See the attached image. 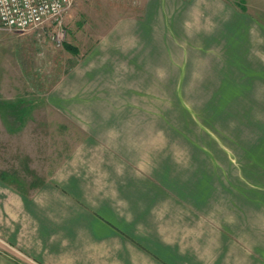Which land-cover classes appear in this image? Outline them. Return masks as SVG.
<instances>
[{
  "label": "crops",
  "instance_id": "1",
  "mask_svg": "<svg viewBox=\"0 0 264 264\" xmlns=\"http://www.w3.org/2000/svg\"><path fill=\"white\" fill-rule=\"evenodd\" d=\"M144 4L141 16L113 24L80 61L78 94H63L54 83L44 97L24 94L17 72L0 81V134L6 136L28 131L39 101L66 116L73 113L65 103L88 104L77 116L84 118L78 146L61 166L29 179L0 170V214L9 218L1 234L39 264H264V102L253 97L264 66L251 57L255 46L264 52L262 20L231 0ZM199 22L216 28L208 33ZM183 23H194L187 27L194 41L217 48L219 56L203 74L192 55L185 65L169 63L158 100L173 106L154 127L162 141L151 145L148 115L131 110L129 97L114 109V78L119 84L151 79L155 61L167 66L174 37L188 35ZM131 93L138 98V89L121 87V95ZM169 118L180 122L168 124ZM245 128L255 136L239 140L238 159L211 135L241 136ZM0 262L16 264L1 255Z\"/></svg>",
  "mask_w": 264,
  "mask_h": 264
},
{
  "label": "rangeland",
  "instance_id": "2",
  "mask_svg": "<svg viewBox=\"0 0 264 264\" xmlns=\"http://www.w3.org/2000/svg\"><path fill=\"white\" fill-rule=\"evenodd\" d=\"M231 1L236 7H239L237 2L241 3L248 13H252L255 17L261 19L262 22L260 24L264 26V0ZM144 3H146V0H73L71 6L62 17L61 23L65 29V35L60 45H57L50 38V34L56 25L53 21H49L41 27L25 31L1 27V83L4 81L3 78H17L19 75L14 74L17 72L21 73L20 76L24 79L22 87L24 94L32 93L33 95L36 94L44 97L43 94L51 89L53 83L57 84L55 89H60V92L63 94H78L83 88L78 76L80 61L84 59L87 52L98 43L113 24L116 25L119 20L125 19L128 16H141L146 6ZM190 25L194 26V23L186 25L183 23V27L188 35L181 31L178 36L179 38L173 36L174 44H169L170 50L172 47V52L168 50V55H166L167 66H163L161 60L155 61L154 70L151 69V72L155 75L153 74L152 78H149L147 82L142 80V76H137L134 79L131 78L128 82L121 84L114 78V109L116 111L122 109L121 105L125 102V98L129 97L126 104L131 110L143 111L144 115L142 116L144 118L148 115L149 122L147 121L145 124L151 129V134L148 138L151 145L162 141L161 133L155 132L154 127H157V119L164 112V108L170 109L173 106L172 101L165 103L158 100V98L162 99L164 97V88L161 82L164 75L166 76L168 73L169 63L176 61L180 65H185L187 60L190 62L192 55L194 58L193 62L201 67L203 74L207 70V67H210L212 63H216L217 56H219L215 54L217 48L203 47L204 43L194 41L192 37L195 36H191V28H187ZM198 25L203 27L208 33L213 32L216 28L215 22H199ZM252 31L254 35L253 40L256 39L258 41L260 36L256 34V29ZM192 48L196 49L199 53L198 56ZM253 56L256 59L259 58L263 62L262 66H264V52H261L256 46L253 48V53H251V57ZM214 57L216 59H213ZM18 65H20L21 69L15 71L14 67H18ZM73 70H76L74 72L77 74L76 78H73L71 83L63 86V79L68 76L70 71L73 72ZM144 82L145 85H143ZM121 87H134L138 89L139 99L134 98L135 95L133 93L127 96L121 95ZM253 89L255 92L253 97L262 99L264 102V82H259L257 85L254 84ZM182 96L184 99L187 98L184 92ZM39 102L38 113L40 114L27 128L28 131L26 133L23 135L12 134L7 136L0 134V170H16L27 179L33 176L46 175L48 170L61 166L59 164L62 162L63 157L78 146L80 132L76 129L78 128L79 120L83 121L84 118H77V116L80 110L88 107V104L78 100H71L65 103V109L73 113L72 116H66V113L61 111L62 109L50 105L46 107L44 102ZM188 105L190 104L188 103ZM86 120L89 121L90 119ZM177 120L169 118L168 124L178 125L180 119ZM189 120L190 125L194 124L192 119ZM199 121L201 119H195L194 126L200 132H203ZM231 125H233V122ZM244 130H246V134H242L241 136L226 132H216L211 135H215L219 143L227 147L230 146L231 156L238 159L239 149L237 151V147L239 146V140L241 141L242 139L243 141V139L246 140L255 136L253 133H247V128ZM46 144L48 148L45 150ZM21 146L22 148H20ZM24 163L27 164L28 169L22 166ZM7 218L4 213L0 214V224L2 222L9 223V221H6ZM260 219H262L264 227V216L261 215ZM0 255L5 257V259H10L14 263L16 262V264H39L29 255L21 252L16 246L10 244L3 237L1 231Z\"/></svg>",
  "mask_w": 264,
  "mask_h": 264
},
{
  "label": "built area",
  "instance_id": "3",
  "mask_svg": "<svg viewBox=\"0 0 264 264\" xmlns=\"http://www.w3.org/2000/svg\"><path fill=\"white\" fill-rule=\"evenodd\" d=\"M73 0H0V25L7 29L25 31L41 27L49 21L56 23L50 38L60 45L65 35L63 14Z\"/></svg>",
  "mask_w": 264,
  "mask_h": 264
},
{
  "label": "trees",
  "instance_id": "4",
  "mask_svg": "<svg viewBox=\"0 0 264 264\" xmlns=\"http://www.w3.org/2000/svg\"><path fill=\"white\" fill-rule=\"evenodd\" d=\"M237 5L240 7V9H245L241 3L237 2Z\"/></svg>",
  "mask_w": 264,
  "mask_h": 264
}]
</instances>
